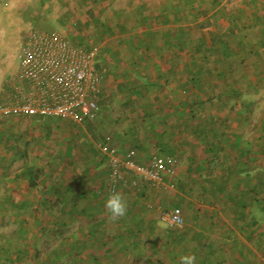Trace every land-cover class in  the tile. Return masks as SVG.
Here are the masks:
<instances>
[{
  "label": "crops",
  "instance_id": "0c3cea01",
  "mask_svg": "<svg viewBox=\"0 0 264 264\" xmlns=\"http://www.w3.org/2000/svg\"><path fill=\"white\" fill-rule=\"evenodd\" d=\"M171 38L102 48L92 120L1 115L0 264H180L192 253L197 264H264V118L251 123L215 70L195 90L186 67L199 56ZM101 141L139 163L178 159L156 184L122 182L128 212L115 221ZM174 205L183 223L166 227L160 212Z\"/></svg>",
  "mask_w": 264,
  "mask_h": 264
},
{
  "label": "rangeland",
  "instance_id": "374dc122",
  "mask_svg": "<svg viewBox=\"0 0 264 264\" xmlns=\"http://www.w3.org/2000/svg\"><path fill=\"white\" fill-rule=\"evenodd\" d=\"M193 5L194 13L184 2L177 0H0V95L17 70L21 41L31 28L57 30L81 46H96L98 50L108 45L122 48L120 44H126L122 43V39L125 42L139 40L146 30L163 33L164 36L174 34L180 41L179 51L185 52L187 57L191 54L190 48L197 45L201 38L206 37L208 41L213 38L216 45L212 48L213 52L205 54L206 59L200 53L195 55L200 56L201 62L208 60L205 68L218 71L221 65L215 62V54L217 49L222 48L220 40L235 46L236 25L245 21L244 16L252 17L249 24H257L264 14V0H197ZM163 12L168 13L172 22L155 21V16ZM141 17L144 20L138 21ZM257 31L258 26L251 27L249 40L255 39ZM230 33L234 35L229 36ZM199 45L203 47V44ZM163 51L174 50L164 45ZM98 52L100 54L101 51ZM103 57H99V63L103 64ZM263 60L257 55L247 57L245 67L237 64L226 82L231 84L227 87L237 85L238 94L232 98L233 104L248 107L245 116L250 118L251 123L264 118V82L254 88L249 83L254 78V62L261 64ZM218 83L223 84L222 79ZM234 117H239V114ZM1 187L0 184V197Z\"/></svg>",
  "mask_w": 264,
  "mask_h": 264
},
{
  "label": "built area",
  "instance_id": "2783aa9c",
  "mask_svg": "<svg viewBox=\"0 0 264 264\" xmlns=\"http://www.w3.org/2000/svg\"><path fill=\"white\" fill-rule=\"evenodd\" d=\"M103 70L98 47L85 48L57 30L31 28L24 34L16 72L0 95V116H57L76 122L96 118L102 91ZM106 156L107 195L119 185L139 179L156 184L165 174H173L178 159L153 155L146 163L134 160L132 149L120 153L115 146L98 144ZM159 220L166 227L180 226V207L162 209Z\"/></svg>",
  "mask_w": 264,
  "mask_h": 264
},
{
  "label": "trees",
  "instance_id": "16d2710c",
  "mask_svg": "<svg viewBox=\"0 0 264 264\" xmlns=\"http://www.w3.org/2000/svg\"><path fill=\"white\" fill-rule=\"evenodd\" d=\"M177 1L184 2L185 5L189 8V10L192 13H194L193 11H194L195 6L193 4L197 0H177ZM179 15L181 16V14H179ZM158 16H159L158 17L159 22L160 21H163V23H166L167 21L172 22L171 18L168 16V13L163 12V13L159 14ZM194 17H196V16H194ZM250 19H252L251 16H247V15L244 16L243 20H245V21H241L239 24L236 25L237 32H235L233 30L237 34V35H235V37H236L235 38V46H231L230 42H227L226 40H220L222 48L220 50L217 49V51H216L217 54H215L216 55L215 62L216 63L220 62L221 67H219L220 69H218V71L216 72L215 77L217 80L222 79L223 85H225L226 87L231 85V84L226 85V82H227V79L229 77V74L231 75L233 73L234 67H236L237 64H238V66L245 67V65H244L245 60L247 57H250L251 55H257V56H260L262 59H264V14L262 16L261 22H258L257 24L256 23H254V24L250 23L249 24L248 21H250ZM140 20H144V18L141 17L138 21H140ZM164 21H166V22H164ZM256 26H258V31L255 33V39L253 41L249 40L250 29H251V27L254 29ZM232 35H234V34L233 33L229 34V36H232ZM143 36L150 38L143 45L144 48L149 49L152 46V42H154V40H156V38L163 37L164 35H163V33L159 34V33H156L152 30H148L144 33ZM168 37H170V38L172 37L170 41H172L173 38H174V40L177 39V37L174 34H171V35L169 34ZM170 43H169V45H170ZM199 43L203 44V47L200 46ZM199 43L195 46H192V48H190V51L192 49V51L190 53H191V55H193L195 53H200V54H202V56L204 58L205 54L211 53L214 51L212 48H214V44L216 45V40L213 38H210L208 41L206 39V37H203V38H201ZM166 45H168V44H166ZM171 46H172V44H171ZM155 47H156V45H155ZM136 48L137 49L143 48L141 41H139L137 43ZM98 51H102V49L98 50ZM204 59H206V57ZM199 63H201V64H199ZM207 63H208V60L207 61L204 60L203 62H201V59L199 56V57H195V59L190 60V62L188 63V65L186 67V69L189 73L188 74L189 83L191 84V86H193V88H196L195 90H199V88H201V86L209 84V79H211V77H212L211 76L212 70L210 68H205ZM191 67L194 69H195V67H198V69L191 71ZM215 68L217 69L218 66L215 65ZM253 70H254V76H253L254 78H251L249 80V83L252 84V88H254V87H256V85H259V84L264 82V60L262 61L261 64H260V62L258 64H256V62H254ZM190 72H191V74H190ZM208 74H209V76H208ZM236 86L235 87L230 86V87H232L231 89L235 95L238 94V89L236 88ZM223 94H225V93H223ZM99 143L105 144L107 142L101 141ZM109 145H111V144H109ZM97 147H98V145H97ZM98 149H99V147H98ZM118 151L120 153H122L120 149H118ZM105 159H106V156L104 157V160ZM137 163H139V162H137ZM3 244H4L3 240L0 237V245H3ZM5 244H9V242H5ZM0 255H2V254H0Z\"/></svg>",
  "mask_w": 264,
  "mask_h": 264
},
{
  "label": "clouds",
  "instance_id": "9594fccd",
  "mask_svg": "<svg viewBox=\"0 0 264 264\" xmlns=\"http://www.w3.org/2000/svg\"><path fill=\"white\" fill-rule=\"evenodd\" d=\"M104 206L113 221L123 218L128 212V200L120 191H111ZM180 264H197L195 253L181 256Z\"/></svg>",
  "mask_w": 264,
  "mask_h": 264
}]
</instances>
